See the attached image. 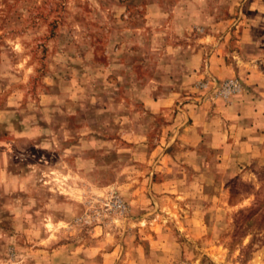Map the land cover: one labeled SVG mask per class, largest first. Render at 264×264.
Here are the masks:
<instances>
[{"label": "rangeland", "instance_id": "374dc122", "mask_svg": "<svg viewBox=\"0 0 264 264\" xmlns=\"http://www.w3.org/2000/svg\"><path fill=\"white\" fill-rule=\"evenodd\" d=\"M263 89L264 0H0V264H264Z\"/></svg>", "mask_w": 264, "mask_h": 264}, {"label": "crops", "instance_id": "0c3cea01", "mask_svg": "<svg viewBox=\"0 0 264 264\" xmlns=\"http://www.w3.org/2000/svg\"><path fill=\"white\" fill-rule=\"evenodd\" d=\"M244 45H246L247 52H241V54L238 56V59L240 63H235V61H232L233 66L232 69L235 70L237 74H243L245 77L246 84L250 85V89L258 92L261 91L259 88V84L256 83V80L253 78H250L252 76L255 77L256 73L252 68L256 67L255 60H254V51L251 48L254 42L249 39L245 38L243 41ZM252 49V51H251ZM217 58V57H216ZM215 58V59H216ZM218 60L220 58H217ZM228 62L226 61L225 57L222 58V63H218L220 66L227 68L226 65ZM223 64V65H222ZM219 66V67H220ZM258 82V81H257ZM264 90V89H263ZM254 92V93H256ZM261 98L254 96H250L246 100H240L239 102L233 103L231 106L227 108L229 113H232V116H225L223 117L226 124L231 126L232 124L241 125L240 127V133L241 131H245L246 126L244 124L248 122V128L250 131H255V133L260 132V134L264 133V111L259 110L260 108H264V101L260 102ZM228 126V127H229ZM229 135V134H228ZM240 140V137H239ZM218 144V143H217ZM223 148V146H228L227 142H221L220 144ZM218 146V145H217ZM250 149H254V147H250Z\"/></svg>", "mask_w": 264, "mask_h": 264}]
</instances>
